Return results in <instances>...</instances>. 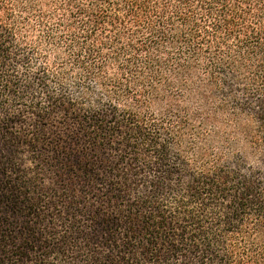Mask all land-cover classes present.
Wrapping results in <instances>:
<instances>
[{
  "label": "trees",
  "instance_id": "trees-1",
  "mask_svg": "<svg viewBox=\"0 0 264 264\" xmlns=\"http://www.w3.org/2000/svg\"><path fill=\"white\" fill-rule=\"evenodd\" d=\"M0 264H264V0H0Z\"/></svg>",
  "mask_w": 264,
  "mask_h": 264
}]
</instances>
